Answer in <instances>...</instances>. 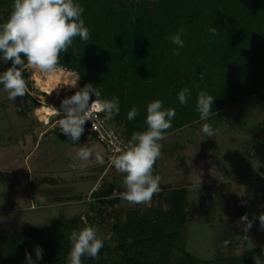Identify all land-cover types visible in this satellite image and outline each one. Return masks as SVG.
<instances>
[{
    "label": "trees",
    "instance_id": "trees-1",
    "mask_svg": "<svg viewBox=\"0 0 264 264\" xmlns=\"http://www.w3.org/2000/svg\"><path fill=\"white\" fill-rule=\"evenodd\" d=\"M74 2L85 9L82 18L91 39L85 44L76 37V55L72 48L61 53L58 67L76 73L80 88L91 83L100 89L101 99H119L120 112L112 119L127 144L134 132L147 130V105L155 100H162L163 108L176 111L167 135L200 120L196 111L199 91H207L215 98L211 115L215 117L256 97L264 103V0ZM13 3L14 0H0V25L9 19ZM181 27L186 32L182 36L185 43L178 49L180 55L176 56L173 49L177 46L166 36L175 34ZM210 27L217 28L218 34L213 36ZM21 58L25 61L22 75L28 93L12 102L21 108V101L31 100L36 108L39 100L30 94L31 73L27 59L23 54ZM2 61L0 59V65ZM12 64L13 61H7L4 72ZM202 72L203 81L200 80ZM195 84H199V88ZM184 88L189 89L190 98L186 105H181L178 93ZM95 99L93 95L90 103ZM53 105L60 106L54 102ZM134 106L139 115L129 120L127 114ZM27 111L28 108L20 115L26 117ZM57 117V121L62 118L61 115ZM47 135H42L40 142ZM86 135L89 134H82L80 138ZM125 175L119 176L125 178ZM119 176L104 178L97 191L84 199H76L88 203L85 215H76L65 223L0 237V264H26V252L35 260L36 245L43 249V258L36 264H69L71 242L67 237L73 230L85 227L110 233L114 246L106 238L99 259L84 255L81 257L83 264H255L254 256H260L264 264V248L249 249V239L241 244L243 235L250 238L249 232L243 229L230 235L233 249L241 251L238 255L204 260L187 252L178 245L182 231L192 220L187 190L160 189L153 195L157 206H131L119 196L126 191L118 185ZM35 208L34 205L30 207ZM245 214L244 202L235 201V217Z\"/></svg>",
    "mask_w": 264,
    "mask_h": 264
},
{
    "label": "rangeland",
    "instance_id": "rangeland-1",
    "mask_svg": "<svg viewBox=\"0 0 264 264\" xmlns=\"http://www.w3.org/2000/svg\"><path fill=\"white\" fill-rule=\"evenodd\" d=\"M5 66L2 61V73ZM28 68L30 94L39 100L38 107L34 108L31 100H23L18 108L0 88V237L85 215L88 203L76 199L86 198L104 178L122 175L113 166L108 167L106 150L95 136L86 135L74 143L59 129L58 115L48 116L45 121L39 113L43 107H55L61 113L53 102L61 106L71 92L80 88L79 80L76 87L60 84L59 93H55L42 89L37 82V78L46 81L47 74ZM27 108L28 115L21 116ZM204 123L213 127L215 137L208 138L201 131ZM108 126L118 128L113 119ZM161 144L162 155L153 173L161 177L160 189L187 190L191 213L192 220L182 231L178 245L204 260L240 254L230 243V235L245 227L234 215V202H244L250 220L264 213V103L253 98ZM81 147L93 150L86 162L77 157ZM96 152L104 157V164L95 160ZM123 181L121 178L118 185L125 188ZM32 205L36 208L30 209ZM129 205L155 207L157 200L153 197L149 204ZM122 211L119 209L120 217ZM97 232L111 237L103 229ZM248 232L247 247L264 248V230L258 219ZM109 241L114 246L111 238Z\"/></svg>",
    "mask_w": 264,
    "mask_h": 264
},
{
    "label": "clouds",
    "instance_id": "clouds-1",
    "mask_svg": "<svg viewBox=\"0 0 264 264\" xmlns=\"http://www.w3.org/2000/svg\"><path fill=\"white\" fill-rule=\"evenodd\" d=\"M13 10L9 19L0 25V59L4 62L13 61L12 67L0 74V85L8 93V100L16 101L17 97H23L28 93V85L22 75L25 61L21 58L23 54L27 59V65L41 73L55 75L58 71L61 53H67L72 48L76 55L74 40L79 37L87 44L91 39L90 30L85 26L82 14L85 9L74 0H14ZM209 32L215 36L217 28L210 27ZM186 35L183 27L175 34L166 36L177 48L173 49V55H180L179 48L184 46L182 36ZM20 65V68H17ZM204 73H200V80H204ZM77 80L70 86L76 87ZM199 88V84H195ZM51 95V94H50ZM96 99L92 100L91 97ZM190 98L188 88L178 93L181 105H186ZM215 98L207 91H199L196 98V111L201 121H206L212 113ZM57 113H61L52 107ZM62 118L58 121L59 129L72 142L79 141L85 131L84 125L93 114L105 113L104 119L110 120L120 112L118 98L101 99V91L91 83L78 88L74 95L65 98L61 103ZM139 115L137 107H132L128 112L129 120ZM176 116L173 108H163L162 100H155L147 105L146 124L147 130L134 132L126 149L115 157L111 162L115 169L124 173L123 184L126 191L121 193L122 199L131 204H149L153 195L160 191L161 177L153 175L156 161L161 157L163 145L159 143L166 139V130L172 127V120ZM94 128V124H93ZM201 131L208 137L216 136V131L209 123L202 125ZM93 156V150L81 147L77 153L79 160L86 162ZM95 160L104 164V157L100 152L95 153ZM258 219L261 230H264V213L258 217L249 219L245 214L240 222L245 224L244 232L247 233ZM238 222V223H240ZM241 244L249 237L242 236ZM71 242L69 253L70 264H82L81 257L87 255L99 259V252L104 246V234H98L93 227H85L80 231L73 230L67 237ZM240 239V236H237ZM36 259L26 252V264H36L37 260L43 258V249L36 245L34 248ZM255 264H262L260 256L253 257Z\"/></svg>",
    "mask_w": 264,
    "mask_h": 264
},
{
    "label": "built area",
    "instance_id": "built-area-1",
    "mask_svg": "<svg viewBox=\"0 0 264 264\" xmlns=\"http://www.w3.org/2000/svg\"><path fill=\"white\" fill-rule=\"evenodd\" d=\"M59 110L61 111V115L63 116V112L61 110V106H59ZM56 115H60L57 113ZM54 115V116H56ZM105 113L98 112L93 114V120L90 119L84 125L85 131L83 134L94 135L99 143L104 146L106 150V164L108 167L114 166L112 164V160L117 157L122 150L126 149L127 142L122 135V133L117 128H111L108 126V122L111 120L104 119ZM94 124V128H93ZM100 184H98L97 188H95L92 192L97 191ZM91 192V193H92ZM121 197V195H119ZM90 197L87 198V201H90ZM86 223V218H82Z\"/></svg>",
    "mask_w": 264,
    "mask_h": 264
},
{
    "label": "bare ground",
    "instance_id": "bare-ground-1",
    "mask_svg": "<svg viewBox=\"0 0 264 264\" xmlns=\"http://www.w3.org/2000/svg\"><path fill=\"white\" fill-rule=\"evenodd\" d=\"M47 76L48 79L46 81H42L40 78H37V82L40 85L44 84V90H51L52 92L55 93H59L57 89H60L59 88L60 84L70 86V84H72L73 81L77 80L78 78L76 73L64 70L59 67L55 75H51V76L47 75ZM39 113L43 114V119H45V121H48V116H54L57 114V112L52 107H43L41 110H39Z\"/></svg>",
    "mask_w": 264,
    "mask_h": 264
},
{
    "label": "crops",
    "instance_id": "crops-1",
    "mask_svg": "<svg viewBox=\"0 0 264 264\" xmlns=\"http://www.w3.org/2000/svg\"><path fill=\"white\" fill-rule=\"evenodd\" d=\"M212 118H215V116H210V118H209L208 120H210V119H212ZM201 122H202V121L199 120V121L194 122V123H192V124H190V125H188V126L183 127L182 129H179V130H177V131H174V132H172V133L166 135V139H164V140H162V141H167L168 139L171 138V136L176 135V134H179L180 132H182V131H184V130H186V129H188V128H191L193 125H195V124H197V123L200 124ZM162 141H159V143H161Z\"/></svg>",
    "mask_w": 264,
    "mask_h": 264
},
{
    "label": "water",
    "instance_id": "water-1",
    "mask_svg": "<svg viewBox=\"0 0 264 264\" xmlns=\"http://www.w3.org/2000/svg\"><path fill=\"white\" fill-rule=\"evenodd\" d=\"M39 86L43 89L44 88V84H42V85H40L39 84ZM45 93H47V94H49L48 92H46V91H44ZM50 95V94H49ZM51 96H52V94H51Z\"/></svg>",
    "mask_w": 264,
    "mask_h": 264
}]
</instances>
